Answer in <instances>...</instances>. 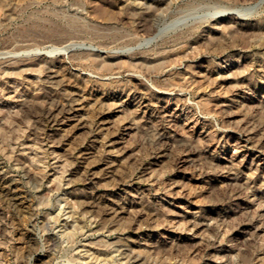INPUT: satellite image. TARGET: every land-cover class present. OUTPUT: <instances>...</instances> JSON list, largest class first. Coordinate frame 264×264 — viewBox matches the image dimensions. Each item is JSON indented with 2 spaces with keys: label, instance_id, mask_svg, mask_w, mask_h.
Here are the masks:
<instances>
[{
  "label": "rangeland",
  "instance_id": "374dc122",
  "mask_svg": "<svg viewBox=\"0 0 264 264\" xmlns=\"http://www.w3.org/2000/svg\"><path fill=\"white\" fill-rule=\"evenodd\" d=\"M0 264H264V0H0Z\"/></svg>",
  "mask_w": 264,
  "mask_h": 264
},
{
  "label": "bare ground",
  "instance_id": "6f19581e",
  "mask_svg": "<svg viewBox=\"0 0 264 264\" xmlns=\"http://www.w3.org/2000/svg\"><path fill=\"white\" fill-rule=\"evenodd\" d=\"M67 50H68V49H67ZM65 51H66V49H65ZM65 51H64V52H65ZM66 53H67V52H66Z\"/></svg>",
  "mask_w": 264,
  "mask_h": 264
}]
</instances>
